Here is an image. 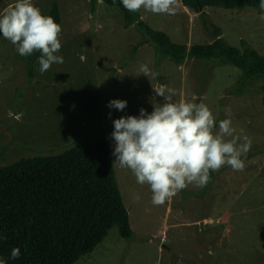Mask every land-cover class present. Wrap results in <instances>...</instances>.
<instances>
[{
  "label": "rangeland",
  "instance_id": "1",
  "mask_svg": "<svg viewBox=\"0 0 264 264\" xmlns=\"http://www.w3.org/2000/svg\"><path fill=\"white\" fill-rule=\"evenodd\" d=\"M54 1L62 15V47L56 53L63 57L62 64L40 74L37 61L30 75L15 46L0 36V151L7 147L0 165L61 154L99 138L109 142L113 153V120L139 116L141 108L150 114L154 105L164 103L155 93L161 85L175 91L173 102L206 104L215 131L220 120L230 118L237 133L243 130L252 141L241 157L243 171L228 166L212 171L207 186L189 185L161 206L152 204L149 185L137 184L131 170L115 166L134 236L125 239L114 226L75 264H264V78L250 82L241 94L233 93L242 75L238 67L200 59L177 65L157 57L135 27H124L119 8L104 2L94 9L92 0H31L42 14ZM14 2L0 0V12ZM178 2L175 15L142 8V19L177 43L212 42V27L206 29L202 13ZM203 12L209 26L220 27L229 44L240 47L246 40L264 55L259 8L209 6ZM141 64L153 75H139ZM114 99L127 101V107L109 108ZM9 112L22 114L21 119Z\"/></svg>",
  "mask_w": 264,
  "mask_h": 264
},
{
  "label": "trees",
  "instance_id": "2",
  "mask_svg": "<svg viewBox=\"0 0 264 264\" xmlns=\"http://www.w3.org/2000/svg\"><path fill=\"white\" fill-rule=\"evenodd\" d=\"M101 1L118 7L124 27H135L155 48L157 57L177 65L187 59H200L238 67L242 75L233 93L241 94L250 82L264 78V55L246 40L241 41L240 47L229 44L220 27L209 26L205 12H202L204 25L208 30L212 27L213 40L189 46L174 42L164 31L152 28L142 19L141 10L129 12L120 0ZM92 2L95 9L99 0ZM181 2L201 12V6L259 8L260 0ZM43 15L62 23L57 1ZM39 56V52L21 56L30 75ZM6 152L7 147H3L0 156ZM210 176L213 177L212 171ZM114 226L119 227L123 238H133L130 214L106 139L82 142L61 154L23 157L12 164L0 165V259L6 264H75L91 254ZM13 248L20 250L18 259L11 258Z\"/></svg>",
  "mask_w": 264,
  "mask_h": 264
},
{
  "label": "clouds",
  "instance_id": "3",
  "mask_svg": "<svg viewBox=\"0 0 264 264\" xmlns=\"http://www.w3.org/2000/svg\"><path fill=\"white\" fill-rule=\"evenodd\" d=\"M129 12L142 8L153 14L175 15L178 0H120ZM260 20L264 21V0H260ZM62 27L51 16L41 13L31 0H15L0 12V35L13 44L22 57L39 52V72L44 74L53 64H62ZM139 75L152 76L147 64H141ZM156 75H159L158 73ZM164 103L153 106L149 114L140 109L139 116H122L113 120L111 138L115 141L113 166L129 169L139 185H149L151 202L161 206L189 185L203 188L211 180L210 172L228 166L243 171L245 156L252 141L237 133L230 118L219 121V130L212 111L203 102H173L175 91L165 85L155 89ZM109 108L124 110L127 101L114 99ZM226 112L230 115L231 108ZM22 114L9 116L19 121ZM111 117V113H109ZM225 137L230 139L225 140ZM243 140V143L238 141ZM139 200V195L135 196ZM11 258L18 259L19 248L11 250ZM0 264H6L0 259Z\"/></svg>",
  "mask_w": 264,
  "mask_h": 264
},
{
  "label": "water",
  "instance_id": "4",
  "mask_svg": "<svg viewBox=\"0 0 264 264\" xmlns=\"http://www.w3.org/2000/svg\"><path fill=\"white\" fill-rule=\"evenodd\" d=\"M204 11V8L201 6V13Z\"/></svg>",
  "mask_w": 264,
  "mask_h": 264
},
{
  "label": "crops",
  "instance_id": "5",
  "mask_svg": "<svg viewBox=\"0 0 264 264\" xmlns=\"http://www.w3.org/2000/svg\"><path fill=\"white\" fill-rule=\"evenodd\" d=\"M102 2L101 0H99V3ZM184 6V5H183Z\"/></svg>",
  "mask_w": 264,
  "mask_h": 264
}]
</instances>
